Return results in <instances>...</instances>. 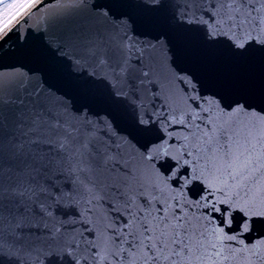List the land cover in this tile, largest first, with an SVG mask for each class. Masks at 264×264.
<instances>
[{"label": "snow or ice", "instance_id": "obj_1", "mask_svg": "<svg viewBox=\"0 0 264 264\" xmlns=\"http://www.w3.org/2000/svg\"><path fill=\"white\" fill-rule=\"evenodd\" d=\"M9 56L0 264H264V0H0Z\"/></svg>", "mask_w": 264, "mask_h": 264}, {"label": "water", "instance_id": "obj_2", "mask_svg": "<svg viewBox=\"0 0 264 264\" xmlns=\"http://www.w3.org/2000/svg\"><path fill=\"white\" fill-rule=\"evenodd\" d=\"M12 65H15L16 67L22 66L24 71H28L33 67L32 64L21 58L9 56L7 58L0 59V66H12Z\"/></svg>", "mask_w": 264, "mask_h": 264}]
</instances>
